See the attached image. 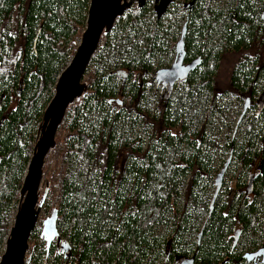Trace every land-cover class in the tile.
<instances>
[{
  "label": "trees",
  "instance_id": "obj_1",
  "mask_svg": "<svg viewBox=\"0 0 264 264\" xmlns=\"http://www.w3.org/2000/svg\"><path fill=\"white\" fill-rule=\"evenodd\" d=\"M89 2L0 0V255L37 126ZM184 21L185 59L201 62L152 106L155 71ZM227 52L239 56L219 87ZM84 80L44 163L68 262L177 264L194 254L196 264H262L244 253L264 247V0H171L159 16L151 0L134 4L102 34ZM30 239L31 263L60 264L37 226Z\"/></svg>",
  "mask_w": 264,
  "mask_h": 264
},
{
  "label": "water",
  "instance_id": "obj_2",
  "mask_svg": "<svg viewBox=\"0 0 264 264\" xmlns=\"http://www.w3.org/2000/svg\"><path fill=\"white\" fill-rule=\"evenodd\" d=\"M141 6L145 0H90L86 25L83 29L79 42L75 48L68 64L60 71L54 85V93L45 106L41 121L37 126V138L34 142L32 153L28 161L23 177L22 185L19 190V200L14 213L13 223L5 239V247L0 255V264H27L31 258L29 250V239L31 233L37 225L40 210L45 200L48 183L46 182L41 194L40 185L44 176V163L46 156L56 144V133L60 127L66 111L70 104L81 97L87 90V82L84 75L92 55L95 53L101 36L113 27L118 16L131 7L133 2ZM154 9L157 15L162 14L171 0H153ZM187 22L184 21L180 35L175 44V57L169 65L160 66L156 69L154 77L162 86L172 89L175 82L186 78L200 62V55L184 61L185 56V35ZM120 70H117L119 72ZM120 102L119 99H117ZM248 99L245 100L242 111L238 117L241 119L246 110ZM233 145L226 157L222 167L215 176V188L209 204L210 214L214 200L222 186L223 176L232 159ZM248 192L252 190V179L248 180ZM207 215V217H208ZM57 208L53 207L50 215L41 221V234L43 235L48 248L55 239L56 248L60 247L63 251V259L60 264H69L71 247L67 239L63 238L57 228ZM241 229L235 232L234 241L236 242ZM202 234V227L198 233V239ZM28 252V254H27ZM247 260L253 257H261L264 262V247L261 246L254 251L244 253ZM193 257L189 258L192 261Z\"/></svg>",
  "mask_w": 264,
  "mask_h": 264
},
{
  "label": "rangeland",
  "instance_id": "obj_3",
  "mask_svg": "<svg viewBox=\"0 0 264 264\" xmlns=\"http://www.w3.org/2000/svg\"><path fill=\"white\" fill-rule=\"evenodd\" d=\"M153 2L154 1L151 0L152 4H154ZM183 20H184V18H183ZM179 30L181 31V27L179 28ZM179 35L177 34V37H176L175 41L178 40ZM174 46H173V48H174ZM238 56H239V53H229V52H227V53L224 54V57L222 58V60L220 62V66H219L218 74H217V78H218L217 81H218L219 87H225L228 84L229 70H230L231 66L234 64V62L236 61V59L238 58ZM174 57H175V49H174L173 52H171L170 56L168 54H165L164 63H168L167 65H169L172 62V60L174 59ZM164 66H166V65H164ZM152 87H153L152 91L155 92V94H153V101H152L151 105L154 106V104L158 105V94L161 92V85H160V89H156L158 87V85L156 83H154L152 85ZM241 106L242 105L239 104L237 109L235 107V110L234 109L232 110V113L233 114L235 113V115H234V120L235 121L234 122H236V120H237V118L239 116L238 110L241 109ZM228 112H231V111H228ZM50 153L51 152H49L48 155ZM49 167H50L49 168V172H51V173L53 172L54 169L56 170V164H55V161L53 159H51V163H50ZM47 172H48V170H44V176H43V179H42L41 185H40L41 194H42V192L44 190L46 182L49 184L48 185L49 187H48V190H47V194H46L45 200H44V202L42 204V207H41V210H40V214H39V218H38V222H37V225H36L37 226V230H38V234L42 238L43 241H45V239H44L43 235L41 234V226H42L41 225V221L46 216L50 215L51 210H52V208L54 206L53 205L54 199L52 198V196H51L52 193L50 191V189H51L50 188V179L48 177V173ZM52 243H54L56 245L55 239L52 241ZM34 246H35V239H29V250H28V252L31 250V253H32V250L34 249ZM57 249L60 250L62 255H63V251L61 250V248L57 247ZM28 252H27V254H28ZM62 259H63V257L61 256V260ZM61 260H60V262H62ZM27 264H35V263H31V260H29V262ZM41 264H47V259L45 258V261L42 262ZM262 264H264V263H262Z\"/></svg>",
  "mask_w": 264,
  "mask_h": 264
},
{
  "label": "flooded vegetation",
  "instance_id": "obj_4",
  "mask_svg": "<svg viewBox=\"0 0 264 264\" xmlns=\"http://www.w3.org/2000/svg\"><path fill=\"white\" fill-rule=\"evenodd\" d=\"M146 2H147V0H145L144 3H143L142 5H144ZM134 4L137 5V2H136V1L133 2L132 5H134ZM132 5H131V6H132ZM142 5H141V6H142ZM138 6H139V5H138ZM185 58H186V52H185V56H184V61L187 62V61L190 60V59H189V60H186ZM179 80H180V79H179ZM179 80H178L177 82H179ZM155 82H156L157 85H159V84L161 85V83H158L156 80H155ZM177 82H175V84H176ZM175 84H174V85H175ZM161 88H162V89H165L166 86H162V85H161ZM167 89H168V88H167ZM168 90H171V89H168ZM244 102H245V101H244ZM246 108H247V107H246ZM242 116H243V115H242ZM198 240H199V239H198ZM190 257H193V260H192V261H189V258H190ZM246 259H247V258H246ZM248 261H252V262H254V263H258V262L264 263V262L261 261V257H258V256L253 257L251 260H248ZM69 264H70V263H69ZM177 264H196V263H195V260H194V254L189 255V257H187V258H186V256H185V257H179V258H177Z\"/></svg>",
  "mask_w": 264,
  "mask_h": 264
}]
</instances>
